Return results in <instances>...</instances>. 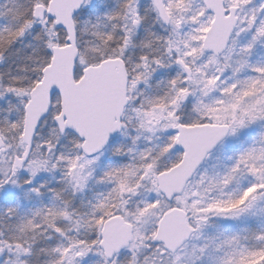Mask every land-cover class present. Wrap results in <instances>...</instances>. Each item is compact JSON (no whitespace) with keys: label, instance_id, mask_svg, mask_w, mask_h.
Instances as JSON below:
<instances>
[{"label":"snow or ice","instance_id":"obj_1","mask_svg":"<svg viewBox=\"0 0 264 264\" xmlns=\"http://www.w3.org/2000/svg\"><path fill=\"white\" fill-rule=\"evenodd\" d=\"M0 264H264V0H0Z\"/></svg>","mask_w":264,"mask_h":264}]
</instances>
